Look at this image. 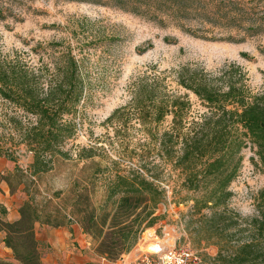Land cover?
<instances>
[{
	"label": "trees",
	"instance_id": "16d2710c",
	"mask_svg": "<svg viewBox=\"0 0 264 264\" xmlns=\"http://www.w3.org/2000/svg\"><path fill=\"white\" fill-rule=\"evenodd\" d=\"M3 2L0 0L2 20ZM167 2L175 4L176 0ZM190 9L177 6L167 11L173 18H184L192 13ZM245 35H264V16L255 18ZM245 37L231 41L241 43ZM81 50L52 54L45 63L42 58L35 62L23 53L11 55L0 49V98L11 110L0 118V131L8 133L11 140L9 145L0 146V159L7 157L17 163V152L26 149L33 155L31 176L37 178L27 179L18 166L12 175H0L11 194L23 185L27 196L17 221L0 220L4 242L18 264H43L37 226L61 228L74 223L95 242L100 258L121 261L136 246L139 235L159 220L155 215L166 201V190L156 183L162 179L159 164L143 163L141 170L128 173H106L101 161L96 162V156L85 150L76 160L85 162V170L94 169L90 177L76 180L66 193L57 192V203L41 191V175L53 170L56 160L72 159L63 150L76 133V124L68 118L78 115L89 93ZM171 78L177 89H169L167 78L161 76L135 82L132 104L160 162L180 172L184 189L201 194L189 211L190 222L198 224L194 229L199 234V225L206 220L207 243L218 249L215 257L206 256L202 264H264V190L254 215L243 216L228 208L232 197L229 188L240 171L243 150L254 152L258 161H252L264 173V87L253 89L247 72L237 62L215 72L183 66L173 70ZM179 90L186 93L180 95ZM190 94L206 108L198 120L189 121ZM168 116L172 124L160 132ZM92 181L106 185L104 200L98 205L86 186ZM206 209L211 211L210 218L197 219ZM7 214L0 202V215Z\"/></svg>",
	"mask_w": 264,
	"mask_h": 264
},
{
	"label": "rangeland",
	"instance_id": "374dc122",
	"mask_svg": "<svg viewBox=\"0 0 264 264\" xmlns=\"http://www.w3.org/2000/svg\"><path fill=\"white\" fill-rule=\"evenodd\" d=\"M4 1L5 18L0 19V49L4 53L20 52L35 62L42 58L49 63L52 54L59 56L62 51L70 49L77 53L82 49L85 72L89 76L88 96L81 103L78 115L68 118L76 124V133L63 150L72 159L56 160L53 170L41 175V191L57 203V192L66 193L76 180L90 177L94 169L85 170V162L76 160L82 150L96 156L95 161H101L106 173H128L141 170L143 163L159 164L158 174L162 179L156 183L166 190V201L155 215L159 220L139 235L128 259L136 260L144 254L136 249L148 236L157 248L166 246L169 238L174 244L189 246L198 252L202 263L206 256L215 257L218 249L207 243L206 220L199 225L201 230L197 234L194 228L198 224L191 223L189 218V211L201 194L184 189L180 172L160 162L133 107V84L161 76L167 78L165 83L169 89H177L171 78L173 70L189 66L215 72L237 62L247 72L251 87L261 89L264 87V35L245 37V33L255 18L264 16V0H176L175 4L167 0ZM177 6L192 7V13L173 18L169 12ZM244 37L241 43L231 41ZM189 98L192 105L189 121L198 120L206 108L194 94ZM6 111L11 112L0 98V118ZM171 124L172 117L168 116L159 127L160 132L169 129ZM10 143L8 133L0 131V146ZM242 155L240 171L229 188L232 197L228 208L243 216H252L257 212L258 198L264 190V173L252 161V158L255 162L258 160L250 148L243 150ZM16 156L17 163L7 157L0 159V175L8 177L18 166L25 171L27 179L36 180L29 170L33 155L21 148ZM88 184L93 202L98 205L104 200L106 185L103 181ZM23 190L22 185L13 195L8 183L0 181V194L9 199L12 212L19 211L27 199ZM202 216L210 218L211 211L203 210L197 219ZM3 218L0 215V220ZM151 242L141 245L146 253L150 252ZM47 249L42 246L43 257ZM94 249L92 241V250L97 255Z\"/></svg>",
	"mask_w": 264,
	"mask_h": 264
},
{
	"label": "crops",
	"instance_id": "0c3cea01",
	"mask_svg": "<svg viewBox=\"0 0 264 264\" xmlns=\"http://www.w3.org/2000/svg\"><path fill=\"white\" fill-rule=\"evenodd\" d=\"M3 192L6 194V191ZM8 197H11V194H8ZM0 202L8 210L7 216L2 219L3 221L14 222L20 218L18 210L12 212L9 209V199H5L3 194H0ZM36 230L41 245H45L48 248L45 257H43V264H130L135 261L128 259L130 254L127 258L125 256V258L116 263L106 261L95 255L92 250V238L85 234L81 226L77 223L61 228L39 225ZM4 239L5 233L0 231V262L18 264L14 259L12 250L7 248ZM149 239L153 240L148 236L138 247L147 243ZM173 245V239L169 238L167 240V245L162 248L166 249ZM137 249L136 252L138 251Z\"/></svg>",
	"mask_w": 264,
	"mask_h": 264
},
{
	"label": "built area",
	"instance_id": "2783aa9c",
	"mask_svg": "<svg viewBox=\"0 0 264 264\" xmlns=\"http://www.w3.org/2000/svg\"><path fill=\"white\" fill-rule=\"evenodd\" d=\"M130 264H202L201 256L189 246L175 243L171 248L144 252Z\"/></svg>",
	"mask_w": 264,
	"mask_h": 264
},
{
	"label": "bare ground",
	"instance_id": "6f19581e",
	"mask_svg": "<svg viewBox=\"0 0 264 264\" xmlns=\"http://www.w3.org/2000/svg\"><path fill=\"white\" fill-rule=\"evenodd\" d=\"M149 242H151V240H149ZM146 244H150V243H145L144 245L146 246ZM174 245H175V244H174ZM174 245H173V246H174ZM150 246H151V248L149 247V248H150V249H149L150 252L153 251V250H155V249H157V247L154 246V244H153L152 242H151V245H150ZM173 246H172V247H173ZM169 248H171V247H169ZM145 250H146V248H145L144 246H142V247H141V246L138 247V253H139V254L146 252Z\"/></svg>",
	"mask_w": 264,
	"mask_h": 264
}]
</instances>
